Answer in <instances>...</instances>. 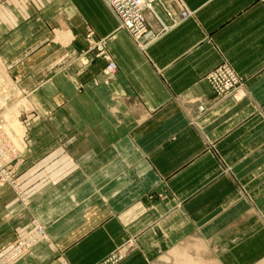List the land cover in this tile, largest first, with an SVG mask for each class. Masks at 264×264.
I'll return each mask as SVG.
<instances>
[{
  "label": "crops",
  "instance_id": "obj_1",
  "mask_svg": "<svg viewBox=\"0 0 264 264\" xmlns=\"http://www.w3.org/2000/svg\"><path fill=\"white\" fill-rule=\"evenodd\" d=\"M11 2L17 6L8 15L17 22L16 37L24 38L21 28L34 17L47 19L32 15L29 4ZM166 5L175 21L153 5L160 21L147 12L156 38L145 52L119 29L103 0H60L66 23L58 29L66 34L61 48L29 23V39L19 37L13 49L3 50L4 57L25 62L41 83L33 102L46 115L29 132L21 169L38 184L32 191L45 181L59 183L35 193L38 209L0 212V252L30 215L46 225L53 243L73 245L66 252L72 264H93L98 236L112 226L119 225L123 240L133 234L159 251L165 236L154 225L158 219L171 240L194 224L219 233L233 224L248 229L258 211L264 214V0ZM90 32L106 39L117 63L110 84L103 83L102 59L79 73L78 64L57 60L62 52L84 49ZM223 61L245 77L248 93L241 100L213 97L205 76ZM135 169L138 179L128 180ZM150 181L148 188L160 185L170 197L141 204L136 195ZM4 195L9 203L12 191L6 188ZM139 204L147 213L128 219ZM236 218L243 219L236 224ZM49 250L36 249L19 264H48Z\"/></svg>",
  "mask_w": 264,
  "mask_h": 264
},
{
  "label": "rangeland",
  "instance_id": "obj_2",
  "mask_svg": "<svg viewBox=\"0 0 264 264\" xmlns=\"http://www.w3.org/2000/svg\"><path fill=\"white\" fill-rule=\"evenodd\" d=\"M18 1L21 8L29 4V11L32 12V15L47 16V19L38 20L34 17L21 28L26 32L23 33L25 39H29L30 24L33 26L36 23V28L42 30L43 34L47 33L53 46L65 44L66 39L64 36L66 34L58 30L61 26H66L65 20H61L59 16L60 0H49L50 2L47 0H28L27 4L24 3L25 0ZM11 3V0H0V139H6L14 147V150L9 152V156L0 159V212L38 209L39 202L37 203V201L39 199L34 197L35 193L42 192L49 186H55L59 183L51 180L45 181L47 183L42 182L43 186L40 189L32 191L34 187H38V184L28 182L29 172H24L21 169V164L30 149L31 138L29 132L35 123L38 124L40 121L45 120L46 115L33 102V100L35 101V90L41 85L39 81L35 82L37 80H34L33 71L26 67L25 62H18L19 60L16 62L9 55V57L3 56V50L13 49L14 42L23 36L22 34L17 37L13 35V31L18 25L17 22H11L8 15L14 13L17 6H12ZM40 23L42 24L39 25ZM154 40L152 39L150 42H147L148 40H142L141 42L136 40L134 43L141 51L145 52ZM105 41V38L96 39L94 33L90 32L85 37L84 49L76 48L70 50L67 54L62 52L61 55L57 56V60L61 65L66 63V67L78 64L79 67L76 72L79 73L89 68L95 61L94 59H102L106 64L102 70L103 83L110 84L116 77L118 66L112 58ZM60 48L57 47L54 50L58 49L57 51H59ZM226 64L233 69L226 61L221 62L214 68ZM18 68L19 70L23 68V70L18 71ZM233 71L235 72L234 69ZM235 73L240 77L242 85L241 88L232 91L229 95L217 94L207 80L210 88H212L213 97L217 99L232 97L235 100H241L247 95L248 92L244 88L245 77L238 72ZM40 75L41 73H39V76H35L40 77ZM198 109L202 111L204 106L200 105ZM134 171L136 175L137 170ZM135 175L131 171L128 180L135 181V178L137 180L138 176ZM143 184L146 185L136 195L137 198L140 197V203L164 201L170 197L168 191L169 195L165 189L160 188V185L148 188L151 181ZM6 188H9L13 193L9 203H4L6 200L3 197H5ZM100 198L101 201L105 202L104 197ZM141 204H139L138 210H129L128 219L138 216V212L145 211L147 213L148 207H143ZM255 217V222H252L251 218V223L254 225L252 226L250 223L251 228L244 229L241 225L235 226L233 224L230 227L227 226L228 228L223 226L219 229H224L225 232L226 230L231 232L235 230L236 233H219L216 229H209L211 227H199V225L194 224V227L187 230L186 235L177 236L171 240L167 239L165 229L158 219L154 225L157 227L159 224L162 227L163 236H165V245L159 251H157L158 248L156 249L152 245H145L144 239L139 241L137 236L133 234H128L129 236L127 235L126 239L123 240L117 235L120 231L119 225L112 226L113 231L110 234H99L96 248L99 260L93 264H264V214L258 211ZM242 219L236 218L235 223H239ZM22 227L24 229L17 233L14 240L0 252V264H19L20 260L39 248L44 249V253H47L49 249V251L52 250L48 264H72L66 252L73 245L70 246L67 243L68 247L64 250L67 245L62 246V249L59 244L53 243L46 225L39 221L36 216L30 215L27 223ZM99 229H102V227H99ZM101 234L107 236H101Z\"/></svg>",
  "mask_w": 264,
  "mask_h": 264
},
{
  "label": "built area",
  "instance_id": "obj_3",
  "mask_svg": "<svg viewBox=\"0 0 264 264\" xmlns=\"http://www.w3.org/2000/svg\"><path fill=\"white\" fill-rule=\"evenodd\" d=\"M103 2L116 15L119 28L125 29L133 41L148 40L147 42H150V40L156 38V34L147 18V12H149L153 13L158 19L154 13V4L161 5L164 12L173 22L175 21L172 18L173 14L166 5V0H103ZM160 24L163 25L161 22ZM162 28L166 27L162 26ZM206 78L215 92L223 96L229 95L232 91H237L242 85L240 77L227 64L214 68ZM11 150H14L12 144L4 138L0 139V159L9 156Z\"/></svg>",
  "mask_w": 264,
  "mask_h": 264
}]
</instances>
